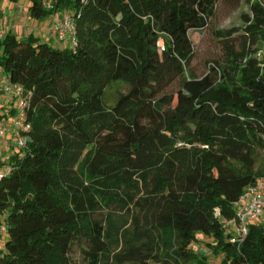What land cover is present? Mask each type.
<instances>
[{
    "label": "trees",
    "instance_id": "obj_1",
    "mask_svg": "<svg viewBox=\"0 0 264 264\" xmlns=\"http://www.w3.org/2000/svg\"><path fill=\"white\" fill-rule=\"evenodd\" d=\"M222 1L30 0L34 20L71 13L76 46L0 39L30 126L0 160V264H73L76 245L84 264H213L192 249L197 233L222 264H264L263 222L235 243L226 228L264 178V0L214 32L223 54L208 72L190 67V33ZM114 85L127 91L108 106Z\"/></svg>",
    "mask_w": 264,
    "mask_h": 264
},
{
    "label": "rangeland",
    "instance_id": "obj_2",
    "mask_svg": "<svg viewBox=\"0 0 264 264\" xmlns=\"http://www.w3.org/2000/svg\"><path fill=\"white\" fill-rule=\"evenodd\" d=\"M249 1L251 0H241L237 5L234 3L231 4L232 2L228 0L220 2L217 5L216 16L211 21L210 26L206 30L195 32L193 31L190 33V37L195 51L194 59L190 67L192 72L196 76H201L208 72L209 64L215 63L216 60H220L222 57L223 52L221 49V44L218 42L214 32H216L217 30L231 29L234 27L242 26L243 23L241 16L242 14L249 13ZM30 5V0H0V39H4V37L9 33H15V31L9 30L10 23L14 22V20H12L14 13L18 20L17 22H20L23 25L29 22L28 20H30V22L32 23L30 24V29L34 31V34L30 35H33L35 38H38L39 34L37 33V31L39 28H34L33 23L36 24V20L30 19ZM48 19H46V21H48ZM19 38H21V36H19ZM64 44H66V47L64 46ZM70 44L71 42L69 40L65 41L64 43H61V45H63L62 49H69ZM260 50H264V44L261 46ZM174 89L175 88H172V90ZM126 91L127 88L122 85H114L113 87H111L110 90H108V92L106 93L107 105L112 106L117 100L118 96L122 93H126ZM9 96L11 97V99L13 98V95H5L3 93H0V121L6 120V122H10L11 124V119H5V115H9V112L12 108L16 107V104L10 105L9 103L11 102H9L7 105H5V100ZM5 106H7L8 108L5 109ZM10 129L8 132V135L10 134L9 137L8 135H4L0 138V160L8 159L18 150L15 145V138L14 136H11L12 132H10ZM12 147L14 148L13 151L11 149ZM10 149L11 151H9ZM5 226L6 217L5 215L0 213V228H3ZM6 240L7 234H4L2 238L0 236V249H4ZM206 241V236H204L202 233H197V241L192 244V249L199 251L200 254L208 257L210 263L222 264V255L214 257L211 252H208L204 249L207 247L206 245H204L206 244ZM200 245H204L205 247H201V249H199ZM70 258L73 264H84L80 247L77 245L73 246L70 253Z\"/></svg>",
    "mask_w": 264,
    "mask_h": 264
},
{
    "label": "built area",
    "instance_id": "obj_3",
    "mask_svg": "<svg viewBox=\"0 0 264 264\" xmlns=\"http://www.w3.org/2000/svg\"><path fill=\"white\" fill-rule=\"evenodd\" d=\"M53 0H43V6L46 8L52 7ZM50 31L53 37L58 42L64 43L69 40L71 47L76 46V23L71 13L64 11L61 15L53 18L50 25ZM257 57L262 61V67H264V50H259ZM3 92L6 95H13V98L17 101L18 115L14 121L13 128L10 129L15 138V145L19 149L25 148L27 144V138L23 135V131L30 128L29 125L24 123L25 113L24 106L25 100L23 98V91L20 87L12 86L6 78L1 81ZM9 132V128L0 126V138ZM1 146V140H0ZM9 171V169H7ZM3 175L0 173V179ZM237 223L228 222L226 224L227 230L235 237L231 239V242H239L244 239L248 233V225L255 221H261L264 223V178L260 179L256 184L249 186L244 195L242 196L237 206ZM5 231L4 228H0V235ZM237 237V238H236Z\"/></svg>",
    "mask_w": 264,
    "mask_h": 264
},
{
    "label": "crops",
    "instance_id": "obj_4",
    "mask_svg": "<svg viewBox=\"0 0 264 264\" xmlns=\"http://www.w3.org/2000/svg\"><path fill=\"white\" fill-rule=\"evenodd\" d=\"M59 15H61V13H58V14H56V15H54V16H52V17H50V19H48V21H46V20H43V21H37L36 20V24L35 23H33L34 24V28H39L38 29V31H37V33L39 34V36H38V38L39 39H41V40H43V41H45V42H48V43H50V44H52V45H54V46H56V47H61L62 48V46L63 45H61V43L60 42H58V40H56L53 36H52V34H51V31H50V24L52 23V21H53V18H55V17H57V16H59ZM30 19H32L31 17H30ZM12 20H14V22L13 23H10V28H9V30H13V31H15V33H12V34H14V35H16L18 38H19V36H21V38H27L28 36H30V34H34V31L32 30V29H30V24H32L31 22H30V20H28L29 22H27L26 24H22V23H20V22H17L18 20H17V18H16V15H15V13H14V16L12 17ZM34 20V19H33ZM64 46L66 47V44H64ZM4 78H6V75L4 74V72L0 69V93H3V94H5L4 92H3V88H2V84H1V81L4 79ZM6 95V94H5ZM13 98L11 99V97L9 96V97H7V99L5 100V105H7L9 102H11V103H9L10 105H12V103H13ZM8 107L7 106H5V109H7ZM7 116V117H6ZM5 116V119H7V118H10L11 119V123H12V118L11 117H8L9 115H6ZM0 126H5V127H8L9 129L10 128H12V125L10 124V122H6V120H4V121H0ZM11 132V131H10ZM13 134V133H12ZM11 134V136L13 137V135ZM6 135H8V133L6 134ZM10 135V134H9ZM9 135H8V137H9ZM11 137V138H12ZM12 149V151L14 150V148L12 147L11 148ZM11 149L9 150V151H11ZM13 154V153H12ZM5 160V159H4ZM3 237V236H2ZM1 237V238H2Z\"/></svg>",
    "mask_w": 264,
    "mask_h": 264
}]
</instances>
